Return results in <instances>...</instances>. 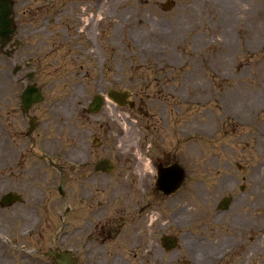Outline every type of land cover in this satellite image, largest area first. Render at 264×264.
<instances>
[{"label":"flooded vegetation","instance_id":"flooded-vegetation-1","mask_svg":"<svg viewBox=\"0 0 264 264\" xmlns=\"http://www.w3.org/2000/svg\"><path fill=\"white\" fill-rule=\"evenodd\" d=\"M11 1L16 34L0 39V248L13 247L15 254L25 257L43 254L48 264H56L49 253L59 250H69L78 264H264V39H246L245 63L241 59L227 66L237 58H226L222 49L217 55L223 64L208 59L201 97L192 94V69L173 80L154 70V77L141 80L138 103L124 87L93 95L80 109L83 114L99 113L106 102L131 108L137 104L144 139L136 152L124 153L121 163L109 155L95 160L87 151L79 153L70 146L66 151L46 137L51 126L60 130V99L49 101L48 54L34 47L33 39L19 38ZM214 1L205 0L216 8L212 22L223 18L220 0ZM242 1L244 8H255L254 0ZM92 16L93 22L98 12ZM58 40L69 47L70 55L79 57L77 78L93 71L87 56L95 54L97 39ZM88 76L89 82L98 81L96 75ZM166 77L175 83L159 81ZM152 84L159 89L151 92ZM243 85L250 87L248 92ZM113 91L130 95L120 105L116 97L107 100ZM98 94L105 96L100 108L93 103ZM75 99L71 111L80 104ZM195 99L203 107L200 126L193 122ZM194 128L202 137L200 164L193 160ZM163 129L167 135L162 139ZM166 136L173 141L166 143ZM101 145L95 137L91 148ZM91 148L86 150L93 152ZM67 161H74L68 166L70 174ZM44 166L59 174L58 199L50 198L51 184L39 176ZM22 168L33 195L16 189ZM118 171L123 182L112 188L98 181ZM69 177L76 185L75 195L65 187ZM3 212L10 216L5 226ZM44 228L50 244L40 240ZM35 236L39 244H30Z\"/></svg>","mask_w":264,"mask_h":264},{"label":"rangeland","instance_id":"rangeland-1","mask_svg":"<svg viewBox=\"0 0 264 264\" xmlns=\"http://www.w3.org/2000/svg\"><path fill=\"white\" fill-rule=\"evenodd\" d=\"M166 1L168 0H13L18 16V36L33 39L34 47L43 48L47 52L51 81L49 101L55 103L57 98L60 99L56 107L60 109L58 114L62 118L60 130L55 132L51 126V131L46 135L51 143L66 151L69 146L71 149H79V153L87 151L95 160L109 155L121 163L124 153L131 155L130 150L136 152L144 141L137 122V104L131 108L112 106V103L106 102L99 113L83 114L80 109L93 95L110 87H124L133 92V99L138 103L137 96L142 92L143 86L141 80L154 77L151 75L154 70L158 75L171 76L173 80L174 76L192 69L195 76L192 94L201 97L202 77L205 74L203 66L207 65L208 59L214 58L215 64H223L217 55L221 53L218 50L222 49L226 51V58H237L226 62L227 66L233 67L241 59L245 63L243 59L249 57L248 52H244L248 47L246 39H257V42L264 39V0H254L255 8L252 10L244 8L242 0H220L223 18L216 22L210 19L216 13V8L207 6L205 0H170L174 5L169 10L164 5ZM96 12L98 17L92 22V15ZM44 39L48 40L44 42ZM58 39H97L95 54L87 56L91 58L93 71H86L87 76L84 73V77L77 78L80 75L77 69L79 63L76 61L79 57L70 55L69 47L59 45ZM84 70L85 67L82 68V73ZM88 74L96 75L98 81L95 84L89 82ZM121 77L128 83L127 86ZM169 78H161L159 81ZM173 83L175 82L169 80L168 85ZM153 84L151 92L159 89ZM242 88L245 92L250 89L244 85ZM71 97L80 101L72 111L74 100ZM202 109V103L195 99L192 113L195 126L203 123ZM127 120L132 123L128 125ZM196 129L193 132V160L200 164L202 137ZM165 132L164 129L161 131L162 139L167 135ZM95 137L102 140L100 148H91ZM166 139V143L173 141L169 136ZM89 148L93 152L86 150ZM68 162L64 164L66 173L70 174L68 166L74 161ZM43 170L39 174L42 181L55 186V189L49 186L48 195L52 200L58 199L59 174L50 167L44 166ZM19 172L23 173V177L18 178L16 189L23 195H33L30 184L25 183L26 170L22 168ZM107 176L108 178H100L98 181L109 182L110 188L124 179L120 171ZM33 178H36V174ZM39 185L45 186L42 183ZM65 187L69 190V195H75L73 177L67 179ZM118 192L122 195V190ZM107 193L109 192L98 194L104 196ZM182 194L186 195L187 191ZM6 217L10 216L3 212L1 218L4 226ZM45 234L44 228L39 233L40 240ZM39 236L33 237L29 243L39 244ZM43 243L50 244L51 241L45 237ZM44 250L46 246L43 245L42 251ZM0 254H3L0 255V264H48V259L43 254L25 257L23 253L15 254L14 248L10 246L3 245Z\"/></svg>","mask_w":264,"mask_h":264},{"label":"water","instance_id":"water-1","mask_svg":"<svg viewBox=\"0 0 264 264\" xmlns=\"http://www.w3.org/2000/svg\"><path fill=\"white\" fill-rule=\"evenodd\" d=\"M173 6V2L167 1L166 9H169ZM13 5L10 0H0V39H11L12 35L15 34V25L13 19ZM111 97H116L117 101L120 104H124V99L127 96V93L120 92H111L109 94ZM121 98V101H120ZM101 100L95 99L94 104L100 105ZM99 105L97 108H99ZM183 180V175L179 178L177 186L181 184ZM172 184H175V181H172ZM53 258L57 264H77L74 257L69 252H53Z\"/></svg>","mask_w":264,"mask_h":264},{"label":"bare ground","instance_id":"bare-ground-1","mask_svg":"<svg viewBox=\"0 0 264 264\" xmlns=\"http://www.w3.org/2000/svg\"><path fill=\"white\" fill-rule=\"evenodd\" d=\"M107 100H109V99H107Z\"/></svg>","mask_w":264,"mask_h":264}]
</instances>
